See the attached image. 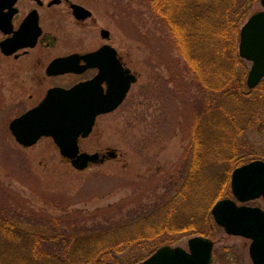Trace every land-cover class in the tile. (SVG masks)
Segmentation results:
<instances>
[{"label":"rangeland","instance_id":"374dc122","mask_svg":"<svg viewBox=\"0 0 264 264\" xmlns=\"http://www.w3.org/2000/svg\"><path fill=\"white\" fill-rule=\"evenodd\" d=\"M48 1L44 0L45 4ZM71 1L91 12L93 23L89 20L87 24L92 26L75 27L63 8L48 10L44 6L40 11L41 25L46 32L56 34V46L50 50L39 46L20 60L0 52L1 214L25 233L48 232L44 227L48 226L64 232L65 239L82 232L87 235L89 231L90 235L107 232L110 224L118 225L126 220L146 219L140 221L142 232L156 231L167 238V243L160 247L184 250L188 240L195 237L190 228L205 230L207 225L206 233L197 236L214 242L213 264H252L248 240L227 235L214 224L211 211L215 202L229 196L227 181L236 163L264 160V80L249 98L254 105L248 115L244 117L240 113L242 118L228 121L241 131L226 137L214 96L206 99V89L198 87L199 81L206 84L208 71L201 69L199 76L189 69L166 26L153 17L141 0ZM261 10L260 0L250 4L241 20L239 34L246 21ZM100 30L109 32L110 39L105 43L117 50L137 81L123 104L114 112L99 116L90 136L79 142L81 152L102 156L113 151L115 158L107 157L103 163L99 160L79 171L60 156L50 138H42L30 148L18 146L8 125L35 107L51 85L75 80L72 77L44 80L36 60L40 58L39 64L44 67L50 56L64 52L71 45L82 47L87 42L96 47L102 45ZM238 45L239 41L237 53ZM243 62L246 64L243 90L249 91L246 78L251 64ZM26 68H31V72L25 71ZM235 68L241 74L243 69ZM215 74L218 78L214 81L221 80L224 71L216 68ZM205 107L211 109L207 116L201 114ZM221 140L228 141L229 151L224 152L227 156L219 150ZM211 146L213 159L207 158ZM234 150L235 161L227 164ZM190 175L200 184L192 199L186 198L184 203L180 200L179 211L171 216L168 206L174 195L165 193L166 187L179 183L180 176ZM184 218L187 221H181ZM180 222L183 225L171 229L180 233L171 236L168 227ZM99 241L103 246L111 239L100 237ZM12 248L16 247L10 241L5 243L0 234V259L4 252L12 258ZM26 249L27 254L13 264H46L44 260L33 259L29 247ZM136 250L132 248L117 256L120 263L109 258L104 264H128Z\"/></svg>","mask_w":264,"mask_h":264},{"label":"water","instance_id":"95a60500","mask_svg":"<svg viewBox=\"0 0 264 264\" xmlns=\"http://www.w3.org/2000/svg\"><path fill=\"white\" fill-rule=\"evenodd\" d=\"M39 4V0H32ZM17 0H0V31L4 35L12 33L11 20L16 13ZM59 3L52 1L49 6ZM262 10L252 15L240 29L239 56L251 64L246 85L255 89L264 79V0H260ZM73 14L79 19L91 15L79 5H72ZM7 11L6 14H3ZM1 18V17H0ZM37 10H33L12 37L0 43L4 56H11L20 49L34 48L41 36ZM108 38L109 32L102 31ZM71 56L56 59L47 68V75L72 72ZM95 61L99 74L91 81L80 83L71 89L53 88L47 91L41 103L12 120L8 129L15 142L30 148L41 138H51L60 155L79 171L89 164L99 161L98 154L80 151L79 140L91 134L97 117L114 112L125 100L131 87L137 81L129 69H124L117 59L116 51L110 46L84 57ZM106 62V63H104ZM105 64V65H104ZM94 67V66H91ZM106 84L107 89H103ZM115 158L113 151L108 152ZM103 158L100 159L103 162ZM233 196L242 203L262 197L264 199V162L260 160L235 169L230 182ZM215 223L224 228L230 236L252 240L249 255L253 264H264V212L257 208L237 207L229 199L218 201L212 208ZM214 243L202 236L188 240L187 250L163 246L150 257L138 264H212ZM112 264V263H107Z\"/></svg>","mask_w":264,"mask_h":264},{"label":"trees","instance_id":"16d2710c","mask_svg":"<svg viewBox=\"0 0 264 264\" xmlns=\"http://www.w3.org/2000/svg\"><path fill=\"white\" fill-rule=\"evenodd\" d=\"M141 1L146 5L153 17L166 26L173 40V45L177 49L178 54L185 60L189 69L195 75L196 73L199 74V76L201 69L208 71L206 84L200 81L197 84L200 89L205 88V92L211 93V95L206 94L207 92L204 93L206 99L214 96L216 101L214 103L215 108L218 109V112L221 111L220 117L222 125L225 127V130H223L224 136H232L235 132L241 131L232 122V125H229L228 121L242 118L240 113L244 117L248 115V110L252 107L251 105H254L252 103L253 100L251 99V101L249 98L261 84L253 91L243 90L245 88L246 64L239 57L236 45L239 41V27L241 20L246 15V9L249 8L252 2L258 0ZM235 65L243 69L241 70V74L238 73L239 70L235 68ZM216 68L219 70L223 69L224 74L221 80L214 81L218 78L217 74H215ZM209 108L213 107L210 106ZM209 108H203L201 114L207 116L211 110ZM214 110L211 112H214ZM237 122L240 123L239 121ZM228 145V141H220L219 150L221 153H228ZM205 146L207 147L206 140ZM211 150H213L212 146L208 149L207 158L213 159L215 157L211 156ZM235 151L228 156L229 162L227 164H231L233 160L235 161L233 159ZM181 176L179 183H175L171 188L166 187L167 191L165 193L168 195L171 193V197L174 195L168 206L171 216H173L174 212L177 213L179 211L180 208L178 209L177 207L179 201L182 200L184 203L186 198L192 199L197 189V184H200L196 181L197 178L194 180L192 175L189 178L187 176L181 178ZM183 179V185H181L180 182ZM185 193H189L187 194L189 197L187 195L184 197ZM1 213L3 214V210H0V234L5 243H9L10 241L16 247L12 248L14 250L12 258L6 255L8 252L2 253L3 259H0L1 264H13L14 260L20 259L21 255L25 256L27 254V247H29L30 251L28 253L33 259H38V261L44 260L46 264H71L75 261L77 264H104L109 258L115 259L120 263L117 256L122 255L126 251H131L132 248H136L137 250L131 253L129 262H127L128 264H137L149 257L161 245L167 243V238L161 237L164 234L158 235L159 233L156 231L142 232L140 221L145 222L146 219L140 220L138 218V220L136 219L137 221L130 220L129 222L126 220L118 223V225L110 224V229L107 232L106 230L102 231L105 236H103L102 232L98 231L90 235L91 231H89L88 235L82 232L72 235L70 239H65L62 238L64 232H57L55 228L51 229L48 226H44L49 230L44 233L42 231L37 233L20 231L13 220L4 217ZM181 221H187V218ZM188 221L191 224L193 217L188 218ZM183 223H177L175 226L171 228L169 226L166 229L169 233L171 232V236L179 234L180 232L172 230L174 227L183 225ZM205 226V230L191 227L190 231L194 236L204 235L208 230L207 225ZM183 228L184 232H187L185 231L186 227ZM90 236L92 237L89 238ZM100 237L103 239L110 238L111 241L101 246L99 243L101 242L99 241ZM91 239L96 240V243L94 244Z\"/></svg>","mask_w":264,"mask_h":264},{"label":"flooded vegetation","instance_id":"af4514ba","mask_svg":"<svg viewBox=\"0 0 264 264\" xmlns=\"http://www.w3.org/2000/svg\"><path fill=\"white\" fill-rule=\"evenodd\" d=\"M39 1L41 2V4H39L35 1H32V0H17V2H16L15 9L17 11L11 20L12 33L9 35V37L13 36V32H15L20 27V25L23 23V21L26 19V17L34 9L37 10L38 15H39V25L42 29V35L38 39V42L33 49H21L18 52L14 53L12 56H9L10 58H13L14 60H20L21 58L28 56L32 50H35L39 46L44 47L46 50L53 49L56 46V43H57L56 34H54L52 31L46 32L45 30H43L42 25H41L42 24V20H41L42 15L40 14V11L43 9L44 6H46V8L48 10L50 8H53V7L63 8V10L66 12L68 18L73 22L75 27L88 28V26H92V24L91 25L87 24L89 22V20L93 23V19L91 18L92 15H91V17L89 16L85 19H79L73 14V10L71 7L75 3H73L71 0H59V3L54 4L52 6H49V4L54 0H49L48 2H46V4H45L44 0H39ZM25 6H27L26 10H24ZM6 13H7V11H5L3 14H6ZM0 17H1L0 19L2 20V18H3L2 14H0ZM101 32H102V30H100L99 35H100L101 40L104 41V43L102 45H99L96 47L94 44H92V43L90 44L88 42H87V44H85L82 47H80V45H78V44L71 45V48L64 50V52H58L57 54L50 56V58H48L46 61L41 58L43 61H45L44 67H42V65L39 64V63H41L40 58H38L36 60L37 67L41 66L39 73H42L44 75V76H42V77H44V80L45 79L65 78V77L75 78V80L72 82H65V83L51 85L47 90H49L51 88H55V87L63 88V89H70L71 87H73L79 83L87 82V81L94 79L99 74V71H100L99 68L95 67V63H93L95 61H93V62L89 61L88 62L84 59V57H86L92 53L97 52L98 50L102 49L106 45L111 46L110 44L105 43V42L109 41L110 36L108 38H104V37H102ZM0 36H2V39L0 40V42L3 41L7 37V36L3 35L1 32H0ZM71 56H76V58H74L70 62L72 72H68V73L61 74V75H55V76L47 75V73H46L47 67L54 60L63 59V58L71 57ZM117 59L120 61L121 65H123V67H125V63L123 62V60L119 54H117ZM104 63H106V62H104ZM91 66H94V67H91ZM25 71L31 72V68H26ZM103 87H104V89H106L105 84H103ZM47 90H46V92H47ZM245 164H247V163H243V162L236 163L234 165L232 171L238 167L245 165ZM232 171L230 172V176H231ZM227 183H228V185H230L228 181H227ZM221 199H230V200L234 201L236 206H238V207L245 206L247 208H257V209H260L261 211L264 212V199L262 197L255 199L253 201H249L247 203H240L239 201H237L232 196V194L231 195L229 194V196L227 195ZM239 238H242V237H239ZM243 239H246V238H243ZM246 240H248V242L250 243L249 247H248V253H249V249H250V246L252 244V240H250V239H246ZM249 258H250V256H249ZM250 260H251V258H250Z\"/></svg>","mask_w":264,"mask_h":264}]
</instances>
